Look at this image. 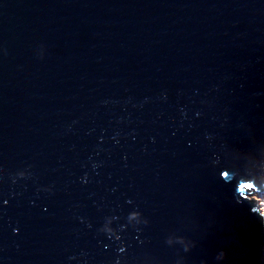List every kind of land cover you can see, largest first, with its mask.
Wrapping results in <instances>:
<instances>
[{
  "label": "water",
  "instance_id": "95a60500",
  "mask_svg": "<svg viewBox=\"0 0 264 264\" xmlns=\"http://www.w3.org/2000/svg\"><path fill=\"white\" fill-rule=\"evenodd\" d=\"M247 190L264 0H0V264H264Z\"/></svg>",
  "mask_w": 264,
  "mask_h": 264
},
{
  "label": "clouds",
  "instance_id": "9594fccd",
  "mask_svg": "<svg viewBox=\"0 0 264 264\" xmlns=\"http://www.w3.org/2000/svg\"><path fill=\"white\" fill-rule=\"evenodd\" d=\"M20 178H24L27 175L26 171H20L16 174ZM135 218L136 223L135 224H140V223H146V220L142 218V215L138 211H133L128 215V220L129 222L132 221V219ZM115 217H109L106 220V223L103 225V227L100 229L101 232L107 233L109 235H116L117 239H120L119 235L116 234L115 229L111 227L113 220ZM121 251H123V248H121ZM116 264H120V261L117 260Z\"/></svg>",
  "mask_w": 264,
  "mask_h": 264
},
{
  "label": "rangeland",
  "instance_id": "374dc122",
  "mask_svg": "<svg viewBox=\"0 0 264 264\" xmlns=\"http://www.w3.org/2000/svg\"><path fill=\"white\" fill-rule=\"evenodd\" d=\"M249 193H251V196H255L258 199L257 206L261 210V212L264 215V194L261 196L258 195V193H254V190H247ZM262 191V190H261Z\"/></svg>",
  "mask_w": 264,
  "mask_h": 264
}]
</instances>
